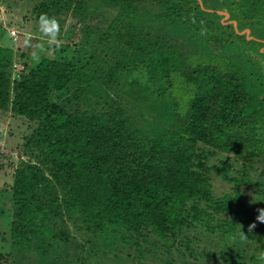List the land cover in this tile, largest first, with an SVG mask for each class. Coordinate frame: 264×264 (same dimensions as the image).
<instances>
[{
    "label": "trees",
    "instance_id": "16d2710c",
    "mask_svg": "<svg viewBox=\"0 0 264 264\" xmlns=\"http://www.w3.org/2000/svg\"><path fill=\"white\" fill-rule=\"evenodd\" d=\"M200 1L38 0L65 43L39 59L32 33L27 52L0 43L19 139L0 264H260L264 0Z\"/></svg>",
    "mask_w": 264,
    "mask_h": 264
},
{
    "label": "rangeland",
    "instance_id": "374dc122",
    "mask_svg": "<svg viewBox=\"0 0 264 264\" xmlns=\"http://www.w3.org/2000/svg\"><path fill=\"white\" fill-rule=\"evenodd\" d=\"M14 1L16 0H0V43L12 46L14 51L20 48L21 50L27 52L29 44L27 39H25L26 35L24 34L29 35L30 33H32L33 37H35L37 34L38 25L33 19L31 9L33 5L38 2V0H18L17 4H14ZM223 12L226 11H220L219 14L223 15ZM112 13L114 14L113 11H111V15H113ZM111 15H107L108 18H110ZM228 19L229 17L224 18L223 22H226ZM72 23L73 20L69 19V28L65 29V31H67L68 29L69 31L71 30ZM13 32L16 33L17 37L12 38L11 33ZM63 32L64 30L61 32L62 34H60V36L63 35ZM244 32L248 35V39H250V32L247 33V31L245 30L242 33ZM2 34H4L5 37H2ZM67 34L68 33H66V35ZM65 36L63 37V39H60L62 40L61 43H65ZM262 51H264V47L262 48ZM30 54L31 52H28V56H26V58H21L20 52L17 53L16 62L14 63V69H20L22 67V62L30 57ZM16 125V121L13 120L9 115L0 117V190H3L4 188L12 184L14 175L13 171L18 164L17 162L19 161V157H17V153L15 152L16 144L19 141L17 137L18 129ZM24 129L25 127L21 128L22 131ZM213 175L215 176H213V183L216 186L217 192L218 189H228V186L224 185V182L220 180L217 175ZM5 210L10 213L9 207L5 208ZM0 219L2 218L0 217ZM78 237L80 238V235ZM151 239L154 238L151 236ZM84 240L85 239H83V241ZM123 251H121V253ZM145 256L146 257L142 259L139 264H150L153 261V259L149 255H147V253H145ZM32 259H35V257L33 258V255L24 254L23 252H21L16 254L14 253V255L10 258V261L12 262V264H32V262H34ZM185 259L186 258L184 257V260ZM36 262L38 263V260ZM188 262L191 263L192 260L189 259ZM153 263L158 264L157 262ZM176 263L184 264L181 256H177ZM205 264H216V260H214L212 257H208L205 261Z\"/></svg>",
    "mask_w": 264,
    "mask_h": 264
},
{
    "label": "clouds",
    "instance_id": "9594fccd",
    "mask_svg": "<svg viewBox=\"0 0 264 264\" xmlns=\"http://www.w3.org/2000/svg\"><path fill=\"white\" fill-rule=\"evenodd\" d=\"M38 30L35 38L30 39V47L35 49L34 59H39L41 53L46 52L45 44L59 46L61 25L60 21L55 16H49L48 14H41L37 20ZM258 215L256 221L249 225V232H251L257 226L256 222L264 223V208L258 209ZM242 239L246 240L247 235L242 231ZM257 260L260 264H264V252H260L257 255Z\"/></svg>",
    "mask_w": 264,
    "mask_h": 264
},
{
    "label": "water",
    "instance_id": "95a60500",
    "mask_svg": "<svg viewBox=\"0 0 264 264\" xmlns=\"http://www.w3.org/2000/svg\"><path fill=\"white\" fill-rule=\"evenodd\" d=\"M220 13V12H219ZM222 13V12H221ZM223 16H224V18H227V17H229V14L227 13V12H223ZM232 23H233V25L234 26H236V22L235 21H231ZM246 31H247V33L249 32V29L247 30L246 29Z\"/></svg>",
    "mask_w": 264,
    "mask_h": 264
},
{
    "label": "built area",
    "instance_id": "2783aa9c",
    "mask_svg": "<svg viewBox=\"0 0 264 264\" xmlns=\"http://www.w3.org/2000/svg\"><path fill=\"white\" fill-rule=\"evenodd\" d=\"M11 35H12V38L14 37H17V35H16V33L15 32H13V33H11ZM15 40V39H14Z\"/></svg>",
    "mask_w": 264,
    "mask_h": 264
}]
</instances>
